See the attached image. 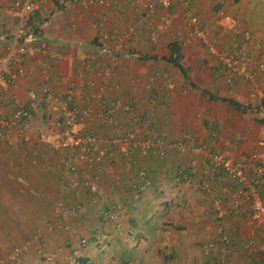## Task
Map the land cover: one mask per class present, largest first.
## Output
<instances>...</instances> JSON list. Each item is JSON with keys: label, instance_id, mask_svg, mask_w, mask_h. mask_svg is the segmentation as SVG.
Listing matches in <instances>:
<instances>
[{"label": "crops", "instance_id": "obj_1", "mask_svg": "<svg viewBox=\"0 0 264 264\" xmlns=\"http://www.w3.org/2000/svg\"><path fill=\"white\" fill-rule=\"evenodd\" d=\"M37 1L40 9L28 17L26 25V73L0 92V108L7 115L10 112L1 101L3 97L30 109V92H36L42 100L41 108L33 112L30 127L26 130L27 139L12 130L10 138L17 145L10 150L6 146L0 148V253L6 245L16 242L18 238H23V241L30 239L35 229V220L42 213L49 214L60 198L54 185V182L57 185L56 174L50 172L53 167L52 156L59 154L32 143V137L36 142L39 127L50 117L58 115L52 112L50 101L42 94L43 88H48L52 97L64 96L69 86L77 82L76 71L83 60L89 56L94 57L92 64L94 60L101 61L105 48L114 51L119 60L118 67L112 78L103 84L104 104L92 97V88L85 87L74 92L75 103L88 107L93 112L78 128H85L89 132L109 138L122 135L128 129L140 130L136 134L137 139L154 132L170 142L186 136L192 144L205 145L213 151L229 148L236 160H243L259 149L257 142L264 140V119L257 114L256 102L250 98L248 83L238 82L227 86L216 58L199 44L181 47L179 63L186 75L164 61L163 57L170 54V31L181 30L186 33L182 28V21L188 13L199 16L201 24L212 31V40L219 33L213 24V15L219 9L236 15L249 26L257 38L261 37L264 35V0H173L170 9L162 10L166 15V22L156 16L151 26L141 29L140 35L117 42L104 40L102 36L113 31L119 32L132 22L134 14L129 7L116 9L100 4L84 7L73 0ZM10 2L11 0H0V56L17 24ZM35 28L38 33L34 31ZM152 33L158 37L155 44L149 39V34ZM40 41L47 45L49 52L36 51L35 45ZM51 52L60 56L59 61L49 58L47 53ZM94 76V70L87 72L88 78ZM151 76L155 77L153 82H149ZM256 80L264 88V72L258 73ZM212 94L233 98L250 108L245 112L236 110L225 102L209 97ZM112 101L119 106L115 126L102 121L103 109ZM34 150L38 151V161L41 160L35 167L28 165V158ZM262 157L264 161V155ZM133 158L153 176L159 190V184L162 183L175 187L172 194L186 207L180 211L183 217L180 220L183 221L177 219V222L184 227L188 224L183 229L187 235H191L192 239L200 238L197 241L202 243L213 241V256L221 254L223 248L215 240V224L220 218L219 212L227 207L231 199L229 195L225 196L226 187L235 188L236 183L229 179L221 182L209 180L203 174L200 156L191 160L171 151L167 156L159 158L137 151ZM100 170L102 194L107 193L113 177L120 176L123 185L117 189L115 196L127 221L133 206L129 204L130 195L125 191L124 183L131 176L130 173L125 172L119 164H109L106 161ZM181 171L188 172L191 177L180 183L177 175ZM261 195L264 200V185ZM71 197L73 196L66 195V201ZM150 197L152 191L148 190L141 196V200L146 203ZM245 210L221 217L229 222L238 244L246 240L257 244L261 242V232L247 223L250 210L248 203L245 204ZM88 215L73 218L72 221L79 227L87 220L86 223L90 224L87 225L89 232L94 218L89 213ZM110 230L114 239L108 249L111 256L106 263L122 264L120 252L130 248L128 245L119 244L117 238L127 229L113 226ZM60 239L52 240L53 244L70 243V238L66 235ZM180 248L179 245H174L169 251L174 250L177 253ZM213 256L206 261L213 264ZM58 259L60 261L61 257ZM222 264L258 262L245 254L231 252Z\"/></svg>", "mask_w": 264, "mask_h": 264}, {"label": "built area", "instance_id": "obj_2", "mask_svg": "<svg viewBox=\"0 0 264 264\" xmlns=\"http://www.w3.org/2000/svg\"><path fill=\"white\" fill-rule=\"evenodd\" d=\"M87 7L94 4L113 6L116 9L123 6L129 7L134 14L132 22L119 32H109L102 36L112 42L128 40L140 35L141 29L152 25L156 16L166 22V15L162 10H168L173 5V0H73ZM10 8L17 18L16 27L8 40L4 53L0 56V92L9 87L25 75V55L28 52L26 44V25L28 17L40 9L37 0H11ZM213 24L219 30L215 39H211L212 31L201 24L199 16L194 13L184 15L181 30L170 31L171 42L181 47L193 44L201 45L206 52L212 54L223 71V79L227 86H233L238 82L249 84L250 98L261 103L264 99V88L256 80L258 73L264 72V35L257 38L247 24L236 15L224 9L215 11ZM152 43H157L156 34H149ZM36 51L49 52L47 45L40 41L35 45ZM53 61H59L60 56L53 52L47 53ZM89 57L83 60L81 67L76 71L77 82L72 83L66 94L62 97H52L48 88H43L46 100L50 101L52 112L58 114L46 120L44 127L36 133V144L46 150L58 153L56 170L57 187L60 198L52 207L50 217L45 220L44 231L37 237L36 254L46 264L54 263V253L47 247L45 234H64L72 242L76 236V246L85 247L89 234L92 233V245L100 247L110 241L113 226L121 228V220L125 219L121 205L116 201L117 189L123 185L120 176L113 177L107 187V193L100 190L102 182L101 168L106 161L109 164H119L130 177L125 184V191L130 195V203L135 206L139 198L148 190L155 187L157 182L153 176L138 164L133 158L134 152L149 154L163 158L171 151L193 160L200 156V165L203 174L213 182H221L229 179L236 183V187H226V195L231 197L226 208L219 212V219L215 224V240L222 245V252L213 256L214 242L200 245L199 253L208 259L215 258L213 264H222L223 260L231 252L245 254L257 259L258 264H264V200L261 188L264 185V140L257 142V150L251 152L245 159L236 160L231 149L223 148L213 151L205 145H194L186 136L176 142H170L162 135L154 132L145 134L141 139L136 138L140 130L128 129L122 135L106 137L102 134L89 132L78 125L91 117L93 112L88 107H82L75 103L74 92L85 87L93 89L92 97L104 104L103 84L110 80L118 67L119 60L114 51L105 48L104 58L99 61ZM89 70L95 71L94 77H87ZM155 80L149 77V82ZM116 87V86H115ZM31 111L24 106L16 104L10 98L1 99L6 110L5 114L0 108V143L6 147H14L10 138V132L15 130L24 139H27L26 130L30 127L35 111L41 108L42 100L36 92L29 93ZM119 106L112 101L105 105L102 113V121L110 126L117 124L116 115ZM128 109V108H126ZM259 114L264 119V109ZM29 163L38 162V151L30 154ZM133 170L134 173L132 172ZM189 179V176H185ZM67 196H73L66 201ZM72 200V201H71ZM81 200H84L83 202ZM249 204L247 223L251 228L261 232V242L254 244L246 240L238 244L234 239L230 224L225 214H237L244 212L245 204ZM93 216L94 221L88 232V223H82L77 227L72 221L82 215ZM74 218V219H73ZM128 218V217H127ZM87 226V227H86ZM22 248L19 245L12 246L8 252L0 256V264H20ZM76 250L69 256L71 262H76Z\"/></svg>", "mask_w": 264, "mask_h": 264}, {"label": "trees", "instance_id": "obj_3", "mask_svg": "<svg viewBox=\"0 0 264 264\" xmlns=\"http://www.w3.org/2000/svg\"><path fill=\"white\" fill-rule=\"evenodd\" d=\"M34 31H37L36 33H38L37 28H35ZM168 49L170 54L163 57L164 61L171 63L173 66L182 71L184 75H186L184 69L179 63L181 56V46H179L175 42H172L169 44ZM202 92L204 94H207V92L205 91ZM209 97L225 102L236 110L242 112H245L250 108L249 105H244L233 98L217 96L215 94H212ZM255 107L257 112H259L261 109H264V99L261 101V103L256 104ZM27 109L31 111L30 108ZM177 176L180 183L181 181L188 180V178L186 179L185 176H189V178L191 177L188 172L185 173L182 171L179 172ZM151 191L152 197H150L146 203H144L145 200L143 201L141 200V198H139L138 204L133 206L131 216L127 219L128 225L131 228L130 233L123 230L121 237L117 238L119 244L128 245V248H130L129 250H122L120 252V262L122 264H169V259H171V257L173 258L174 252H165L166 245H163L161 247L157 246L154 253H151L150 251L152 250V245L156 244L159 239H161V237H164L167 233L171 232V230L181 231L184 229V226L181 223L173 220L174 218H177L179 220L183 219L179 209L182 208L183 205L180 203L176 204L170 198L166 197V193L162 190H159L157 184L155 187L150 189V192ZM166 215L169 216V219L165 220ZM157 230L159 231V234H157ZM89 235L90 236L88 237L86 245L92 244L93 242L92 233H90ZM122 235L126 239H122ZM113 239L112 241H108L105 243L108 245V249L110 247V244L113 242ZM143 240L145 243V246H143V248L145 247L146 250L145 256H141L138 253V251L141 249L140 243ZM128 241H133L134 243L130 245ZM146 246H148V248ZM103 253L105 252L103 251ZM101 256L100 259L96 258V260H102L101 262H98L91 256L82 255L76 258V264H106V261L103 260V257ZM204 260H206V258H204Z\"/></svg>", "mask_w": 264, "mask_h": 264}, {"label": "rangeland", "instance_id": "obj_4", "mask_svg": "<svg viewBox=\"0 0 264 264\" xmlns=\"http://www.w3.org/2000/svg\"><path fill=\"white\" fill-rule=\"evenodd\" d=\"M42 127H44V124L42 125ZM42 127H39L42 128ZM38 129V130H39ZM33 140V144L35 142V139L32 137ZM17 144H14V146ZM0 148H5L4 145L0 144ZM6 149L10 150V147H7ZM12 151V150H11ZM58 155L55 154L52 156V170L50 171L52 174H56V170H57V162H58ZM41 161V160H39ZM38 161V162H39ZM37 163L35 164H30L28 163V165L30 166H36ZM43 162V161H42ZM56 176V175H55ZM55 181V178H54ZM55 188H56V192L58 190L57 185L55 184ZM159 186L161 187V190L164 191L166 194L165 196L170 198L174 203H179L178 200L176 199V195H173V191L174 188L173 186H167L162 184H159ZM56 204V203H55ZM55 206V205H54ZM186 207H182V209H180V211L184 210ZM52 211V209L50 210V212ZM50 212L49 214H40V216L35 220L36 221V225L34 226V232L32 233L30 239L24 240L23 238L22 240H16V242H10V244H8V246L6 245L5 249L0 253V256L5 255L8 250L14 246V245H19L22 248V254H21V258H20V264H46L43 259H41L39 256H37L36 254V246H37V237L39 233H43L44 231V225H45V220L47 218L50 217ZM169 219V216H165V220ZM177 218H174L173 220H176ZM183 221V220H180ZM33 220H31V226H32ZM186 224V223H184ZM29 225V224H27ZM125 226V227H124ZM188 226V224L185 225V227ZM184 227V228H185ZM121 228L123 229H127V231L125 232H129L131 231V228L128 225V222L125 221V219L121 220ZM129 230V231H128ZM46 236V241H47V247L48 249L54 253V263L53 264H76V262H71L69 256L72 254L73 250H76L77 252V256H82V255H87V256H91L93 257V259L99 258L100 256L103 257V260L107 261L108 258L111 256L110 253L108 252V245L107 244H102L100 247L94 246L92 244H88L85 247H77L76 246V236L72 237V240L74 238V240L72 242H74L75 244L73 245L74 247L72 248V243L70 242L69 244H57L52 242V240H61L60 238L64 237V234H59V235H54V234H45ZM67 236V235H66ZM113 234L111 236L110 241H112L113 239ZM123 236V235H122ZM203 237V236H202ZM196 238V237H195ZM191 237V235H187V233L184 230L181 231H172L167 233L164 237H161V239H159V241L152 245L153 247L151 248L152 250L150 251L151 253H154L155 248L157 246L161 247L163 245L165 246V252L169 253L171 251H169L170 248H172L174 245H179L181 248L179 249V252L175 253L174 250H172V253L174 252L173 258L171 257V259H169V264H211L210 262L204 260V258L201 257L200 253H199V247L200 245L204 244L200 241H197L199 239H195ZM203 238H206L205 236ZM202 238V240H203ZM122 239H126L124 236L122 237ZM15 243V244H14ZM128 243L133 244V241H128ZM159 244V245H157ZM140 246H145L144 240L141 241ZM141 249L138 251L139 255L141 256H145L146 255V250L145 247H140ZM103 251L105 253H103ZM153 251V252H152ZM182 252V255H179V253ZM105 254V255H103ZM59 257H61V260L59 261ZM181 258H183L184 260H180ZM98 259V260H99ZM107 264V263H106ZM109 264V263H108ZM148 264V263H147Z\"/></svg>", "mask_w": 264, "mask_h": 264}]
</instances>
